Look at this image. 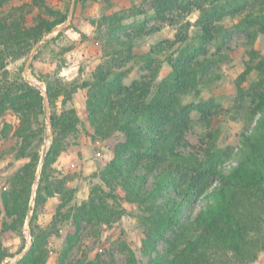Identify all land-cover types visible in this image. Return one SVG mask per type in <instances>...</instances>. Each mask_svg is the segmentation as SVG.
Masks as SVG:
<instances>
[{
	"label": "trees",
	"instance_id": "trees-1",
	"mask_svg": "<svg viewBox=\"0 0 264 264\" xmlns=\"http://www.w3.org/2000/svg\"><path fill=\"white\" fill-rule=\"evenodd\" d=\"M6 1L0 0L1 8ZM88 1L98 0H77V3L84 7ZM35 9L39 12L30 23L28 16ZM153 9L155 18L161 21L175 10L180 11V15L199 12L195 23L197 43L191 42L188 35H178L174 41L156 45L139 56L134 49L144 41L138 38L140 35L119 36L120 27L114 18H109L108 25L97 21L95 24L100 29L101 26L107 28L104 48L113 63L145 61L150 65L155 57L166 54L171 72L157 86L140 81L124 85L112 77L111 72L100 68L92 74L91 80L83 82H62L56 80L57 74H54L55 83L46 82L53 129L41 177V184L46 182L47 185H40L36 204H44L47 197L54 195L48 172L63 153L65 139L80 133L81 119L72 104L79 90H88L86 109L94 130L92 138L106 140L116 133L124 138L115 145L113 159L102 174L101 179L110 192L103 197L93 189L95 192L83 206L65 214L64 218L71 219L74 211L73 231L66 251L76 243L81 218L102 221L107 198L118 202L117 190L121 189L124 201L150 210L144 222L149 227L145 247L150 252H156L157 244L167 240V233L179 224L186 206L197 199L206 201L183 229L185 235L178 234L177 242H171L166 255L157 258L154 264H253L264 252V88L254 94L251 104L252 114H261L263 119L254 134L244 135L238 164L227 174L221 170L224 151L218 148V135L212 132L220 106L213 100L203 99L202 94L213 81L212 75L221 78L212 66L227 58V55H218L221 47L211 54L208 44L217 38L226 41L235 31L244 32L249 45V60L237 82L239 93L244 92L242 84L254 71L264 84V56L255 49L257 39L264 37V0H156ZM229 17H240V20L227 27L225 22ZM67 19L68 11L56 9L45 0L25 3L9 16L0 12V118L8 111L19 116L21 125L14 132L18 140L15 157L30 159L14 178L10 192H3L1 199L8 218L20 226L27 217L30 190L41 159L45 123L39 121L44 98L21 75H11L7 62L25 59L35 43ZM189 26L190 23L186 29ZM187 97L192 101L186 102ZM59 102L63 108L56 113ZM194 112L207 131L199 146L187 139ZM3 123L1 134L11 132L12 126ZM39 137V145L33 147ZM211 177H221L214 190H209ZM73 196L70 193L59 207L57 217L72 202ZM159 200L162 202L158 203ZM33 237L31 249L17 264H46L48 254L40 247V238L35 234ZM13 257L4 254L0 260ZM129 264H137V260L132 256Z\"/></svg>",
	"mask_w": 264,
	"mask_h": 264
},
{
	"label": "rangeland",
	"instance_id": "rangeland-1",
	"mask_svg": "<svg viewBox=\"0 0 264 264\" xmlns=\"http://www.w3.org/2000/svg\"><path fill=\"white\" fill-rule=\"evenodd\" d=\"M45 1L56 9L68 11L67 21L35 43L25 59H9L7 62L11 75H21L41 92L44 104L39 122L45 123V132L42 136L44 142L41 146V159L30 190L27 217L24 225L20 226L18 223L14 224L5 213L1 194L10 192L14 178L30 159L15 157L14 149L18 147V140L14 137V132L21 125L19 116L8 111L0 118V258L4 254L14 255L13 258L0 260V264H17L31 249L35 241L33 234L40 238V247L48 254L46 264H129L132 256L137 260V264H154L157 258L166 255L171 242H177L178 234L185 235L183 229L197 216L206 201L197 199L186 206L180 215L179 224L174 227V231L167 233V240L157 244L156 252H150L145 247L149 227L144 223L150 216V210L145 206L124 201V192L118 189L120 200L114 202L107 198V209L105 215H102V221L90 217L81 218L76 243L72 249L66 251L68 238L73 231L74 211L71 219L64 218L65 214L72 208L83 206L95 192L93 189L103 197L110 192L101 179L102 174L113 159L115 145L124 137L116 133L106 140L92 138L94 130L89 123L86 109L88 90H79L72 105L81 119L80 133L65 139L63 153L48 172L54 195L47 197L44 204H36L40 185H47L46 182L41 184L43 161L53 138L52 110L46 82L54 84L56 80L68 83L91 80L92 74L100 68L104 72H111L112 77L124 85L140 81L153 82L154 86H157L171 72V67L165 59L166 54L155 57L150 65L145 61L113 63L104 48L107 28L101 26L100 29L95 23L99 21L102 25H108L109 18H114L120 27L119 36L140 35L138 38L144 41L135 47L134 52L142 56L156 45L164 46L167 41H174L178 35H188L191 42L197 43L195 23L199 12L180 15V11L175 10L165 21H161L154 16L153 6L156 0H98L88 1L84 7L77 3V0ZM31 2L32 0H7L3 8L0 6V12L9 16L15 8ZM38 12L39 10L35 9V12L28 16L30 23ZM239 20L240 17H229L225 25L232 27ZM188 23L190 26L186 29ZM218 47H221L218 53L220 57L227 55V58L212 66L215 74L221 78L212 75L213 81L203 90L202 98L213 100L220 106L212 124V132L218 135V148L224 151L221 170L227 174L238 164L243 152L244 135L254 134L258 123L263 119L261 114H252L251 104L254 94L261 92L264 84L260 83L258 73L254 71L242 84L244 92L241 94L238 91L239 76L249 60L248 38L244 32L235 31L226 41L217 38L208 44L211 54L215 53ZM255 49L264 56V37L257 39ZM54 74H57L56 80ZM185 101L190 102L192 98L187 97ZM62 108L59 102L55 112L60 113ZM192 119L193 126L187 139L191 144L199 146L207 131L199 123L198 113L194 112ZM3 122L12 126L11 132L1 134ZM34 122L36 123L35 120ZM35 127L37 128V125ZM39 143L40 137L35 139L33 147ZM220 180L221 177H211L209 190H214ZM20 186L18 185V188ZM70 193L74 195L72 202L66 205L62 214L57 217L59 207ZM253 264H264V252Z\"/></svg>",
	"mask_w": 264,
	"mask_h": 264
}]
</instances>
